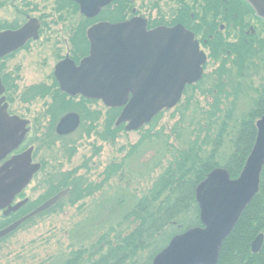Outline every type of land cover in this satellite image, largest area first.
Segmentation results:
<instances>
[{
  "label": "trees",
  "instance_id": "trees-1",
  "mask_svg": "<svg viewBox=\"0 0 264 264\" xmlns=\"http://www.w3.org/2000/svg\"><path fill=\"white\" fill-rule=\"evenodd\" d=\"M234 38L237 42L229 43ZM215 41L210 49L214 61L211 71L199 83L185 88L183 102L180 100L174 107L178 121L169 134H163V128L157 129L161 112L145 126L148 129L138 131L136 144L119 149L124 155L102 170L99 182H91L88 175H78L82 169L90 173V159L65 177L62 175L56 184L50 179L53 196L59 190L68 192L47 213L61 208L64 201L69 206L80 204L81 210L86 200L98 197L88 217L72 226L69 253L55 261L50 258V264H152L172 237L200 227L194 191L207 174L222 167L231 179L238 177L254 144V124L264 116V36L238 37L227 32L226 38L219 33ZM117 111L110 110L115 114L105 117L101 132L98 125L92 126L96 120L87 117L82 135H94L98 141L113 145L120 131L114 126ZM45 136L49 140L51 131ZM73 146L75 141L67 147L66 154L70 155ZM229 148V155L222 156ZM144 156L149 157L147 162H143ZM133 165L138 167L135 179L148 183L142 192L131 190V180L126 178V171L136 172L135 168L131 171ZM157 170L159 173L152 178ZM114 181L118 187H125L114 191ZM138 181L134 186L138 187ZM27 207L25 203L0 220V229L12 217L26 214ZM241 215L222 243L216 264H224L227 256L228 264L232 257L236 258L232 264H264V240L259 253L252 254L250 249L258 234L264 237V165L258 193ZM41 216L42 213L37 215Z\"/></svg>",
  "mask_w": 264,
  "mask_h": 264
},
{
  "label": "water",
  "instance_id": "water-1",
  "mask_svg": "<svg viewBox=\"0 0 264 264\" xmlns=\"http://www.w3.org/2000/svg\"><path fill=\"white\" fill-rule=\"evenodd\" d=\"M86 18H92L110 0H72ZM262 14L264 0H246ZM38 23L29 21L16 32L0 33V58L36 39ZM90 54L75 67L69 60L55 67L60 90L71 96L82 94L100 100L105 108H122L115 127L124 124L125 132L147 125L160 111L172 109L180 100L185 86L197 83L202 75L204 54L192 42L191 34L179 27L146 33L141 23L100 24L87 33ZM130 98L128 99V95ZM26 122L8 118L0 111V150L5 156L24 140ZM76 114L64 116L55 128L58 136L72 134L78 128ZM254 145L244 167L231 180L225 169L212 170L194 191L201 227L173 237L152 260V264H216L219 250L230 235L242 212L258 193L264 165V116L255 123ZM5 151V152H4ZM3 156V157H4ZM38 170L31 164V149L12 158L0 168V210L16 212L26 200L11 207L10 203L30 182ZM61 191L35 210L0 231V239L10 235L24 222L45 212L61 200ZM263 236L251 243L257 254Z\"/></svg>",
  "mask_w": 264,
  "mask_h": 264
},
{
  "label": "rangeland",
  "instance_id": "rangeland-1",
  "mask_svg": "<svg viewBox=\"0 0 264 264\" xmlns=\"http://www.w3.org/2000/svg\"><path fill=\"white\" fill-rule=\"evenodd\" d=\"M24 1L27 3V6L24 7L23 11L27 17H40L45 21L46 26L52 25L60 29V32L58 33L47 32L45 34V36L48 37L46 40L41 39L37 42V44H32L30 46L29 49L31 54L21 52L15 57L14 61H8L9 66H6L7 68L11 67L13 69H18V77L14 74V78H16L14 84L15 91L13 90L11 84L9 87L11 89L9 92L11 111L17 115H24V117L30 119L32 123L31 131L23 148L27 149L28 147H32L34 150L32 156L33 162L39 163L42 166L41 172L36 174L28 186H26L23 190L22 194L17 198V200H15V203L21 201L23 202L25 200L28 202V207L26 208V214H28L53 197L50 187L51 183L49 182L51 178L53 179V185L56 184L57 181L62 180V175L65 177L69 171L78 168L87 159H90L89 165H92L90 166L92 167V170L89 174L84 169L79 170L78 175H88L91 182H99L102 170L112 161H120L124 155V153H119V149L121 147H126L127 149L128 146L136 144L139 141V133H126L122 125L118 128L120 131L114 144L104 143L102 141H98L94 135L85 137L81 133L83 124L87 117L96 120L92 126L95 127L98 125V129H100L101 132V126L105 117L111 113L115 114V112H110L111 109L105 108L101 102L89 103L87 106L83 107V105L79 104L77 100H71L69 104L62 105L64 107L60 109L59 106L51 104L50 97L41 99L37 98L34 100L36 95L32 93V90H35L33 87H37L39 83H42V85L50 83L51 72L55 62L51 58V43L57 41L60 42L59 39L62 37L60 33H63V37H65L66 27L76 24L78 19L77 17L68 18L61 15L64 20L62 22H57L56 20L60 18H58L59 16L52 17L53 10H51L53 9L55 0H47L46 2L39 0ZM7 6L11 8V5ZM7 6H5L3 10H0V20L2 22L8 21L11 23L12 20H15V18L11 15V11ZM102 20L103 18L100 17V21ZM211 66L212 61L210 60L204 67L202 77H204V74L206 75L211 71ZM184 97L185 95L183 94L180 102H183ZM64 99L65 98H59L58 102ZM200 102H202L201 99ZM50 106L53 107L52 112L53 115L56 116V118H54L55 123L57 119L66 112L79 110L82 113L83 122L73 135L58 138L54 133V122L50 127L46 126L49 121H47L45 114H47ZM176 108L162 112L156 123L157 129L163 128V134L165 135L169 134L170 129L174 126V124H176V121H178V116L176 115L177 112L175 111ZM119 113L120 110L117 111L116 116H114V114L112 115L114 116V122ZM144 129H148V127H145ZM49 130L51 131V136L49 140H45V133ZM73 141H75L76 146H73L74 149H72L70 155H68L66 154V149L67 147H70ZM230 152L231 148H229L227 152L224 151L222 156L226 157V155H229ZM147 156H149V154ZM147 156L143 157V162L150 157ZM137 166L135 167L133 165L131 168V171L136 170V172L129 173L126 171V178H130L131 180V190L138 189L139 192H142L148 187V183L143 180L139 182L135 179L134 176H136L138 170ZM218 168L221 169L222 167ZM159 171L160 170L155 171L151 174V177L154 178ZM137 181L138 187L134 186V183H137ZM114 183L116 185L113 184V182L111 184L114 191L115 189H121L120 187H125L124 184L118 187L117 185L119 184L115 181ZM61 191L62 190H59L58 192ZM96 198L98 197L86 200L84 202V208L81 210L78 209L80 204L69 206L66 201H64L65 204L61 208H55L49 213H47V210L42 213L41 217L36 216L30 219L32 221L28 220L30 222H26L27 224L24 223V226L21 225L13 233L6 236L4 240L0 241V264H40L44 262H46V264H50V258L55 261L56 258L60 257V255H63L65 252L69 253L67 246L70 243V238L68 236H70L72 226L79 220L86 219L88 217L87 213L92 211L95 204H97L96 201H98V199ZM24 213L22 212L20 215L18 214L12 217L10 221L6 220L7 224H5V227L26 215ZM18 216L20 217L18 218ZM2 219L3 218L0 216V220ZM2 227H4V225ZM226 258L227 261L225 259L224 264L225 261L226 264L229 263V257L227 256ZM234 259L236 258L232 257L230 264H232Z\"/></svg>",
  "mask_w": 264,
  "mask_h": 264
},
{
  "label": "flooded vegetation",
  "instance_id": "flooded-vegetation-1",
  "mask_svg": "<svg viewBox=\"0 0 264 264\" xmlns=\"http://www.w3.org/2000/svg\"><path fill=\"white\" fill-rule=\"evenodd\" d=\"M39 1L46 2L47 0ZM7 5H11V8ZM26 5L27 3H25L24 0H11L10 2H8V0H0V10H3V8L7 6L11 11V15L15 18L11 23L8 21L2 22L0 20V33L16 32L22 29L31 20H35L38 23L35 34L36 39L31 38L27 40L21 48L0 58V111L2 110L3 113L5 112L8 118H15L20 122H26L24 129L27 130L24 140L16 150H12L11 153L5 156L3 155L4 157L1 156L3 151L0 150V168L7 164L12 158L31 149V164L37 165L38 167V170L32 176L33 179L37 173L41 172L42 166L39 163L33 162L32 156L34 150L32 147H28L27 149L23 148L31 131L32 123L31 120L24 117V115H17L11 111V103L9 100V92L11 89L9 87L11 84L15 91L14 84L16 78H14V74L18 77V69H13L11 67L7 68L6 66H9L8 61H14L15 57L21 52L31 54L29 49L30 46L32 44H37L41 39L46 40L48 38L45 36L47 32L58 33L60 29L52 25L46 26L45 21L40 17H27L23 11ZM51 10H53L52 17L59 16L58 18L60 19H57V22H62L64 20L61 15L68 18L77 17L78 20L76 24L66 27L65 37H63V33H60L62 36L61 39H59L60 42L51 43V58L55 62L51 72L50 83H45V85L39 83L37 87H33L35 90H32V93L36 95L34 100L37 98L50 97L51 104L59 106L60 109L64 107L62 105L69 104L71 100H77L83 107L93 102L100 103V100L87 99L82 94L71 96L62 92L54 74L55 67L60 62L67 59L71 61L75 67H78L80 62L89 56L90 42L87 33L90 29L100 24L117 25L135 21V23H141L146 33L158 29H173L179 27L191 34L192 42H195L199 52L204 54L205 61L202 65L203 72L208 61H212L210 58V49L216 42L215 40L219 33L220 36L224 38H226L227 32H231L233 36L238 37L242 34L245 36L257 35L260 36V38L264 36V11L261 15L258 14L246 0H110L108 4L100 7L98 13L92 18H86L82 15L79 6L72 0H55L53 9ZM100 17L103 18L102 21H100ZM234 39L235 41L229 43H236L237 38ZM57 97L65 99L58 102L59 98ZM129 98L130 94L128 95V99ZM52 109L53 107L50 106L47 114H45L47 121H49L46 125L47 127H50L54 122V118H56V116L53 115ZM68 114L77 115L79 121L78 128L80 127L83 122L82 113L79 110H73L71 112H66L57 119L56 123L54 122V133L60 120ZM74 133L66 136H58L55 133V136L64 138ZM20 195L21 194L17 195L14 200H12L10 203L11 207L16 204L15 200H17ZM6 210L7 208L0 210L1 217L5 216ZM11 214L12 213L6 215L10 216ZM261 235L263 236V234Z\"/></svg>",
  "mask_w": 264,
  "mask_h": 264
}]
</instances>
